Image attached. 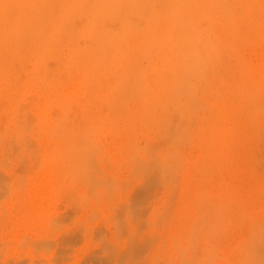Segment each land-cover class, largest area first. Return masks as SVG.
Here are the masks:
<instances>
[{"label": "rangeland", "instance_id": "1", "mask_svg": "<svg viewBox=\"0 0 264 264\" xmlns=\"http://www.w3.org/2000/svg\"><path fill=\"white\" fill-rule=\"evenodd\" d=\"M250 37L237 50L249 69L261 73L264 89L262 47ZM54 61L39 69L17 67L19 82L0 84V264H264V117L255 119L257 132L254 125L245 136L234 129L205 146L196 127L204 126L212 97H198L201 111L190 121L172 113L170 131L160 133L161 127L138 120L132 103L123 104L135 111L129 119L124 106L102 102L100 91L90 97L88 84L75 85L64 75L56 88L58 103L66 106L58 109L52 94L42 92L45 67L65 72L60 59L58 66ZM59 110L74 126L85 117L94 121L92 115L94 127L100 126L80 172L49 186L41 172ZM175 125L186 133L178 144Z\"/></svg>", "mask_w": 264, "mask_h": 264}, {"label": "bare ground", "instance_id": "2", "mask_svg": "<svg viewBox=\"0 0 264 264\" xmlns=\"http://www.w3.org/2000/svg\"><path fill=\"white\" fill-rule=\"evenodd\" d=\"M249 36L262 47L264 61V0H0V84L16 83L20 70L17 67L30 65V69H39L45 62L48 65L49 59L56 63L60 59L66 73L52 74V65L50 70L43 68V94L49 92L57 100L56 86H63L59 79L64 75L67 82L88 84L92 89L90 97L100 91L97 97L102 102L108 99L111 106H118L116 109L124 106L121 110L125 113L128 109V116L132 115L131 109L123 104L132 103L138 120L161 127L157 130L160 133L166 132L162 129L170 131L172 113L181 120H185L184 116L188 121L198 117V97L209 96L213 102L208 106L204 102L208 107L204 105L208 110L204 126L196 127L201 130L197 131L200 143L206 146L215 142V137L226 139L234 129L242 131L243 136L251 134L258 129L256 118L264 117V106L260 104L264 89L258 84L263 76L249 69L237 50ZM63 55L65 61L60 57ZM247 88L253 97L247 95ZM58 104V109L66 106ZM56 112L60 120L52 123L55 140L41 172V179L49 186L72 180L80 172L85 154L88 156L94 146L93 131L100 126L94 127L97 117L93 115L94 121L89 116L83 120L85 124L81 120L82 124L74 126L68 112V123L72 124L69 128L66 117L60 110ZM176 125V135L171 137L178 144V138L186 133ZM253 125L257 126L254 131ZM57 132H61L60 138ZM257 236L254 234V242ZM250 242L249 245L254 243ZM257 242L251 245L255 247Z\"/></svg>", "mask_w": 264, "mask_h": 264}]
</instances>
